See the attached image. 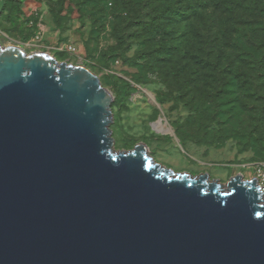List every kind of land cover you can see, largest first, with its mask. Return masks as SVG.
<instances>
[{"label": "water", "instance_id": "water-1", "mask_svg": "<svg viewBox=\"0 0 264 264\" xmlns=\"http://www.w3.org/2000/svg\"><path fill=\"white\" fill-rule=\"evenodd\" d=\"M86 67L0 44V264H264V188L114 148Z\"/></svg>", "mask_w": 264, "mask_h": 264}, {"label": "rangeland", "instance_id": "rangeland-1", "mask_svg": "<svg viewBox=\"0 0 264 264\" xmlns=\"http://www.w3.org/2000/svg\"><path fill=\"white\" fill-rule=\"evenodd\" d=\"M20 1L23 15L18 23L9 21L11 8L0 12V44L19 46L27 54L49 53L58 62L83 66L95 74L115 97L110 126L115 150L130 151L144 143L157 162L175 172L188 171L193 176L208 172L211 180L222 183L241 173L244 180L254 178L264 184V111L260 118L252 113L257 109L249 112L264 104V85L256 79L262 70L243 68L234 87L222 78V71L212 69L188 68L176 72L180 76L166 75L159 62L142 59L147 47L138 40V30L143 26L132 29L134 22L163 16L162 11L153 13L147 8L150 0ZM31 13H38L35 26L25 21ZM212 18L211 12L200 10L192 20L203 39L213 40L219 28ZM227 18L239 19H230L231 34L236 35L239 26L244 32L258 29L255 33L260 36L263 19L252 11ZM160 23L165 25L162 19ZM169 23L166 29L174 33L185 24L181 19ZM33 28L35 33L30 35ZM68 42L77 45L76 53L65 51ZM243 46L254 50L248 39ZM150 64L157 73L148 75L147 84L138 81L141 66ZM179 93L196 95V103L173 101L172 96ZM160 121L170 131L157 130Z\"/></svg>", "mask_w": 264, "mask_h": 264}, {"label": "trees", "instance_id": "trees-1", "mask_svg": "<svg viewBox=\"0 0 264 264\" xmlns=\"http://www.w3.org/2000/svg\"><path fill=\"white\" fill-rule=\"evenodd\" d=\"M0 12L7 10L9 7L13 11L7 14L10 23H18L20 15H23V3L20 0H0ZM162 7V8H161ZM175 7L177 9H175ZM147 8L153 13L162 11L163 16H158L151 22H134L132 29L143 26V30H138V40H143V46L147 47V51L142 54V59L146 61L159 62L161 70L166 71V75H175L178 71L185 69H212L214 73L221 72L224 74L222 78L230 80L232 87L235 86L237 80L241 79L243 68L249 70H262L258 73L256 79H261L264 85V0H150ZM200 10L209 11L214 15V23L219 24V28L213 40L203 39L200 32L193 26V19L196 18ZM247 10L252 11L253 15L262 18L263 24L261 34L257 36L255 33L258 29H250L248 32L242 27L236 26L234 32L230 33L229 15H242ZM12 13V15H9ZM2 17V15H0ZM4 16V15H3ZM26 22L35 26L38 13L26 15ZM7 18V20H8ZM161 19L167 22L161 24ZM185 22L180 31L169 32L166 24L171 25L170 21L179 20ZM203 19V18H202ZM231 20H237L233 18ZM25 24V23H24ZM240 23L237 22V25ZM25 26V25H24ZM30 29V28H29ZM29 33V32H28ZM35 29H31L30 35H34ZM248 39L253 42L254 50H244L243 41ZM233 50H227V49ZM133 61V58H127ZM182 65V67H179ZM132 67H137L131 63ZM138 81L147 84L148 75H154L156 72L152 64L141 66ZM160 70V71H161ZM161 76V73H159ZM177 76H180L176 74ZM250 78V73H247ZM119 97V94H117ZM172 95V94H171ZM173 101L194 105L196 103V95L189 93H179L177 97L172 96ZM261 110L260 112L254 110ZM235 110H232L234 112ZM254 111V112H252ZM262 107L250 109L249 112L257 113L259 118Z\"/></svg>", "mask_w": 264, "mask_h": 264}, {"label": "built area", "instance_id": "built-area-1", "mask_svg": "<svg viewBox=\"0 0 264 264\" xmlns=\"http://www.w3.org/2000/svg\"><path fill=\"white\" fill-rule=\"evenodd\" d=\"M65 51H68L70 53H76L77 52V45L74 42H68L65 46H64ZM262 185V184H261ZM264 188V184L262 185Z\"/></svg>", "mask_w": 264, "mask_h": 264}, {"label": "bare ground", "instance_id": "bare-ground-1", "mask_svg": "<svg viewBox=\"0 0 264 264\" xmlns=\"http://www.w3.org/2000/svg\"><path fill=\"white\" fill-rule=\"evenodd\" d=\"M167 126V125H166ZM155 128L159 131H162V132H168L170 131L168 128H166L163 124L162 121L158 122L156 125H155Z\"/></svg>", "mask_w": 264, "mask_h": 264}]
</instances>
